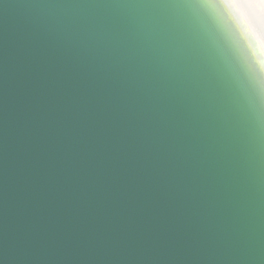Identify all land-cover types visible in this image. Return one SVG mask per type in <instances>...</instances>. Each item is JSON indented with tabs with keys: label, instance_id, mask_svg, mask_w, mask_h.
<instances>
[{
	"label": "water",
	"instance_id": "1",
	"mask_svg": "<svg viewBox=\"0 0 264 264\" xmlns=\"http://www.w3.org/2000/svg\"><path fill=\"white\" fill-rule=\"evenodd\" d=\"M0 264H264V99L202 0H0Z\"/></svg>",
	"mask_w": 264,
	"mask_h": 264
},
{
	"label": "bare ground",
	"instance_id": "2",
	"mask_svg": "<svg viewBox=\"0 0 264 264\" xmlns=\"http://www.w3.org/2000/svg\"><path fill=\"white\" fill-rule=\"evenodd\" d=\"M204 4L217 28L227 39L240 65L251 79L255 89L264 99V73L256 67L252 54L241 35L242 33L238 30L239 26H237L240 21L241 30L243 28L247 34L252 36L254 30L248 17L250 16L248 15L249 11L245 8L251 10L253 16H256L254 11L264 9V3H260L259 0H255V2H250V0H205ZM231 15L236 22L238 21L237 25Z\"/></svg>",
	"mask_w": 264,
	"mask_h": 264
},
{
	"label": "rangeland",
	"instance_id": "3",
	"mask_svg": "<svg viewBox=\"0 0 264 264\" xmlns=\"http://www.w3.org/2000/svg\"><path fill=\"white\" fill-rule=\"evenodd\" d=\"M245 9L249 11V14L248 12L247 14L250 15L248 17L250 22L252 23L251 27L254 30L252 36L247 34L243 28L241 30V22L239 21L237 25L238 21L236 22L233 16H231L236 25L239 26V28H237L238 30H240V33H242L241 35L252 54V58L256 64V67L258 68V70L261 69V71L264 73V9H256V11H254L257 17L255 15L253 16L251 10L247 8Z\"/></svg>",
	"mask_w": 264,
	"mask_h": 264
},
{
	"label": "snow or ice",
	"instance_id": "4",
	"mask_svg": "<svg viewBox=\"0 0 264 264\" xmlns=\"http://www.w3.org/2000/svg\"><path fill=\"white\" fill-rule=\"evenodd\" d=\"M205 0H202V3H204ZM250 2H255V0H250ZM260 3H264V0H259Z\"/></svg>",
	"mask_w": 264,
	"mask_h": 264
}]
</instances>
